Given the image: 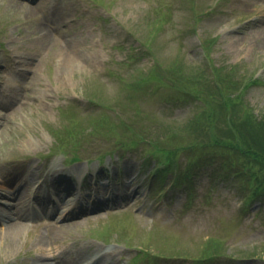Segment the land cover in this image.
Returning <instances> with one entry per match:
<instances>
[{
	"label": "rangeland",
	"instance_id": "374dc122",
	"mask_svg": "<svg viewBox=\"0 0 264 264\" xmlns=\"http://www.w3.org/2000/svg\"><path fill=\"white\" fill-rule=\"evenodd\" d=\"M157 1L0 0V89L7 90L9 82L5 80L10 77L16 85V96L0 105V179L7 173L22 174L32 181L31 198L37 188L49 194L52 186L49 175H45L51 170H62L65 176L71 170L90 171L92 175L81 185L87 194L103 186L102 180L96 181V171H101V179L108 177L110 185L123 187L124 179L130 177L141 186L140 198L102 208L97 216L89 212L64 220L79 223L70 226L66 239L59 238L55 244L62 260L76 256L82 247H100L101 252H115L113 263L107 264H194L189 256L159 255L155 246L163 243L168 254H192L208 235H217L224 239L231 254H259L251 258L225 257L219 264H264V200L245 202L249 190L244 177L234 173L236 168H222L219 148L209 150L212 155L220 153L214 159L219 171L201 163L192 172L181 174L178 184L173 183L174 170H170L169 163L176 159L186 170L188 164L197 163L196 150L189 157L182 152L170 155L164 150L145 149L136 142L127 147L138 148L127 153H106L102 163L94 159L91 164L84 160L66 164L73 154L84 159L110 152L113 138L124 141L131 137L124 124H141L150 130L157 122L163 126L173 120L184 121L198 108L193 98H180L168 85L151 81L147 86H138L142 83L134 80L138 68L146 71L153 55L148 52L139 63H131L135 69L122 61L145 44L141 35L163 61L175 56L187 62L202 61L201 39L207 38L212 43L214 64L233 69L235 77L239 74L245 79H258L243 89L242 98L256 114L264 109V0H165L159 9L164 15L163 24L150 35L143 21L148 16L155 24L157 17L152 8ZM167 3L169 10L164 8ZM48 27L52 28V36L44 35ZM64 42H73L78 55L75 64L61 72ZM15 58L23 60L25 67V61L31 60L33 66L29 69L27 65L28 72L19 70L12 75L18 64ZM86 92L102 95L110 107L90 104ZM62 109L65 116L71 111L84 122H89L88 117L111 120L114 130L94 137L91 132L75 153L57 154L53 152L55 139L49 128L66 123L60 114ZM135 109L150 112L153 120L137 122ZM103 113L107 114L101 117ZM142 148L154 156L144 169L143 161L147 160L138 153ZM156 159L163 163L156 164ZM150 166L159 170L150 172ZM43 176L48 183L43 182ZM76 180L79 184L80 177ZM3 200L0 216L18 209L4 205L11 199ZM20 209L28 215L32 212L30 207ZM31 216L26 215L28 229L12 246L5 247L0 237V264H37L38 252L31 237L46 226L42 218ZM142 247L146 248L145 257H139L144 252Z\"/></svg>",
	"mask_w": 264,
	"mask_h": 264
},
{
	"label": "trees",
	"instance_id": "16d2710c",
	"mask_svg": "<svg viewBox=\"0 0 264 264\" xmlns=\"http://www.w3.org/2000/svg\"><path fill=\"white\" fill-rule=\"evenodd\" d=\"M156 17L155 24L151 23L156 27L153 30L157 29L162 21V17ZM140 76L138 82L142 83L138 86H147L151 81L168 85L171 89H176L180 98L187 100L193 98L196 101V108L200 109H196L193 115L184 121L173 120L171 123H164L163 126L156 123L151 125L150 130L140 124L139 126L124 124L130 130L131 137L119 142L115 140L117 148L133 149L135 147L127 146L137 142L145 149L164 150L170 155L182 152L187 157L196 150L197 163L188 164L186 170L182 169L180 161L176 159L169 163L170 170L178 171L179 178L187 171L192 172L201 163L215 167L213 170L219 171V168L214 166L216 161L214 159L221 153L222 168L225 170L236 168L234 173L244 177L245 186L249 190L245 195V202L252 203L264 199V111L260 117L255 115L241 95L244 85L254 80L242 83V79L234 78L235 74L231 68L222 69L210 61L205 64L186 63L180 57L166 62L154 60L153 65ZM198 101H202L203 104H199ZM135 113L137 118L152 120V114L149 112L135 109ZM96 120L91 119L86 124L73 121L72 125L67 126L68 134L74 133V138L79 139V134L87 127H92V131L102 130L103 127L113 128L109 122L102 121L103 119ZM210 147L219 148L220 153L212 155ZM143 151V158L147 160L145 164H151V157L154 156L150 157L149 153ZM160 163L163 162L156 159V164ZM204 246L198 256L199 261H217L227 255L225 241L216 236H210L204 242ZM164 249L162 247L158 252H165ZM254 255L255 253L251 252L234 256Z\"/></svg>",
	"mask_w": 264,
	"mask_h": 264
},
{
	"label": "bare ground",
	"instance_id": "6f19581e",
	"mask_svg": "<svg viewBox=\"0 0 264 264\" xmlns=\"http://www.w3.org/2000/svg\"><path fill=\"white\" fill-rule=\"evenodd\" d=\"M39 1V0H38ZM264 26V25H263ZM52 28L45 29V36H52L51 32ZM264 30V28H263ZM51 32V33H50ZM44 36V37H45ZM46 38V37H45ZM262 40H264V35ZM62 51H61V61H60V71L64 72L65 69L71 68L73 64L76 62V57L78 55L76 51V47L73 45V42H64L62 44ZM30 64V63H29ZM33 64L29 67H32ZM10 87L7 90H4L1 93V100H4L7 96L6 94L11 92V90L15 91V84L13 81L10 80ZM62 171V170H60ZM58 170L48 171L45 176L51 177L54 180L60 179L62 183L67 181L66 177L63 175L62 172ZM41 177V176H40ZM44 179V176H43ZM30 181L27 178H23L22 174L18 172H14L12 174L7 173L0 179V196L8 197L11 199V205H14L18 209L14 211L9 217H7L4 221L1 222L2 227H0V237L2 238V243L5 247L12 246L17 238L19 237L20 233L24 229H28L29 224H26L24 219L25 215L22 213L20 207H29L30 201ZM55 185V184H54ZM35 186H37L35 184ZM56 186V185H55ZM53 191L60 195L61 190L59 187L53 189ZM134 191H130L126 196L119 199L118 201H128L133 197ZM115 198L117 199V195L115 193ZM38 206L40 210L45 211V215L49 220L45 223V230L43 232L36 231L31 237V243L37 249V264H107L113 263L112 259L115 256L114 250H109L105 252H101L100 247H95L91 250L85 249L82 247L77 251L76 256L71 257L68 260H62L60 258V251L56 244L57 240L63 239L65 240L67 229L72 225H77L79 222L78 220L71 222H64V220H68L69 218L76 217L83 213H88L89 211L95 212V216H97L100 208L107 207L106 205L109 204V201H103L101 206H91L86 204H80L82 202H76L72 204L70 201L63 200L60 197L61 203H55L52 199H49L45 204V196L42 194L40 190L37 191V198H36ZM117 201V202H118ZM53 202V208H50L51 203ZM10 203V202H9ZM71 204V205H70ZM80 204V205H79ZM43 206V207H42ZM64 207V208H62ZM61 209H63L61 211ZM60 211V212H59ZM36 217H40L38 213H36ZM28 225V226H27ZM54 252V253H53ZM100 252V253H99ZM53 253V256L50 257V254ZM98 254L96 257H93L94 254ZM46 258H50L46 259Z\"/></svg>",
	"mask_w": 264,
	"mask_h": 264
}]
</instances>
